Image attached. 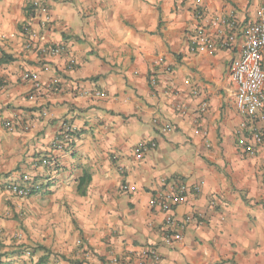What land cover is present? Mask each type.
Masks as SVG:
<instances>
[{
  "label": "crops",
  "instance_id": "obj_1",
  "mask_svg": "<svg viewBox=\"0 0 264 264\" xmlns=\"http://www.w3.org/2000/svg\"><path fill=\"white\" fill-rule=\"evenodd\" d=\"M263 1L47 0L43 26L31 0H0V264H264V149L240 145L263 125L231 76ZM22 176L40 186L23 199L6 190ZM181 183L199 192L151 207Z\"/></svg>",
  "mask_w": 264,
  "mask_h": 264
},
{
  "label": "built area",
  "instance_id": "obj_2",
  "mask_svg": "<svg viewBox=\"0 0 264 264\" xmlns=\"http://www.w3.org/2000/svg\"><path fill=\"white\" fill-rule=\"evenodd\" d=\"M199 15V14H198ZM30 16L37 17L43 26L49 23L48 17V2L47 0H31L30 2ZM28 27L23 28V32L27 33ZM245 42L242 54L239 59L235 60L231 66V76L236 85L235 92V108L238 114L243 117L246 122L254 124L260 122L263 128L252 129L249 138L241 143V149L244 154L253 156L256 153V148L264 149V71L260 66V57L264 53V1L260 5L256 21L244 30ZM210 38L203 33L198 32L189 44V52L191 54H201L210 48ZM29 48V44L26 46ZM48 52L51 55H60L63 53L62 48L50 47ZM158 60L156 63L161 62ZM73 65V61H70ZM71 67V66H70ZM168 70V69H167ZM24 80L31 81L35 89H40V84L36 81V75L33 73H26L22 75ZM33 99V96H29ZM201 108L204 110L206 104L203 103ZM154 123L156 121L154 120ZM8 130H13L7 125ZM76 129L68 123L62 125L58 135L54 138L51 148L55 151H64L72 142L75 136ZM154 146V144H151ZM144 144H139L134 148L135 158L141 160ZM53 161V160H52ZM48 159L40 161L42 167H53V162ZM39 187L37 183L33 182L28 176H22L21 183L10 182L6 186V190L17 198H27L32 194L38 192ZM199 186L191 189L185 184L181 183L176 186V191L171 196L158 195L151 200V207H157L161 212H170L175 206L180 204L185 196L193 192H199ZM123 190H128V186H123ZM166 224L170 225V218L166 219ZM182 227H180L181 229ZM177 230L171 235L166 236L165 243L170 245L182 239L181 232ZM154 262L159 261L156 253L151 252ZM114 264L116 260L112 261Z\"/></svg>",
  "mask_w": 264,
  "mask_h": 264
},
{
  "label": "trees",
  "instance_id": "obj_3",
  "mask_svg": "<svg viewBox=\"0 0 264 264\" xmlns=\"http://www.w3.org/2000/svg\"><path fill=\"white\" fill-rule=\"evenodd\" d=\"M28 15L30 16V9H29V13H28ZM82 192L80 191V194H81Z\"/></svg>",
  "mask_w": 264,
  "mask_h": 264
}]
</instances>
